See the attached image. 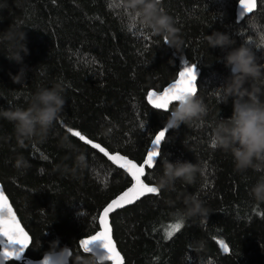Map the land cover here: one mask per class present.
<instances>
[{
	"label": "trees",
	"instance_id": "trees-1",
	"mask_svg": "<svg viewBox=\"0 0 264 264\" xmlns=\"http://www.w3.org/2000/svg\"><path fill=\"white\" fill-rule=\"evenodd\" d=\"M238 2L163 0L184 41L178 51L139 25L129 31V17L114 0H0V32L14 23L27 33L29 48L24 56L25 80L16 83L12 75L22 65L9 60L5 44L0 43V109L27 107L38 87L54 82L65 86L64 109L43 142L19 147L13 124L0 118V182L31 236L24 257L41 259L57 239L61 248L67 245L73 255L82 254L79 241L100 230L103 208L132 184L126 172L67 128L142 164L170 115L152 108L147 94L178 79L187 61L200 72L198 96L208 115L197 122L199 127L182 123L167 134L159 160L147 170L145 180L155 184L164 157L197 162L202 172L195 184L177 180L176 187L197 193L211 214L185 219L171 239L164 238L166 228L184 207L175 193L147 196L113 214L123 264H264V203L249 194L262 173L237 172L231 155L210 143L216 121L230 117L233 105L231 100L219 104L214 94L230 69L218 59L224 55L221 49L208 48L203 37L219 30L231 34L235 46L251 38L255 48L264 32V0L240 23ZM257 55L264 57V49ZM108 128L111 135L103 134L102 129ZM20 153L30 167L15 168ZM80 153L87 156L88 167L73 172ZM220 240L228 252L220 247ZM194 241L202 245L197 251L191 247Z\"/></svg>",
	"mask_w": 264,
	"mask_h": 264
},
{
	"label": "clouds",
	"instance_id": "clouds-1",
	"mask_svg": "<svg viewBox=\"0 0 264 264\" xmlns=\"http://www.w3.org/2000/svg\"><path fill=\"white\" fill-rule=\"evenodd\" d=\"M122 7L129 17L142 29L150 30L152 34L161 36L164 44L181 50L184 43L180 29L175 19L163 7V0H114ZM208 48H220L224 53L218 59L230 69V75L223 84L214 88V94L219 104H227L230 100L233 113L228 118L216 121L211 136V147L221 149L230 154L234 168L244 173L248 169L261 172L249 190L251 198L257 203H264V57L258 56L257 51L264 49V32L259 34V40L252 46L251 38L239 46L228 32L219 30L203 37ZM0 43L5 44V53L9 60L21 64L18 74L12 75L16 83L25 80L27 66L24 56L29 54L27 33L14 23L5 31L0 32ZM255 49V50H254ZM198 79V77H197ZM65 86L62 82H54L50 87H38L32 94L27 107L0 109V118L13 124V134L19 147L24 148L35 140L43 142L50 130L60 117L66 99ZM170 110L166 126L179 128L186 124L191 127L194 123L202 122L208 115V107L203 98L195 90L177 93L169 106ZM199 127V124L197 123ZM111 128L102 129L103 134L111 135ZM65 146V145H62ZM162 173L155 178L154 187L160 193H175V199L182 201L184 207L179 209L176 217L183 220L204 218L209 216L208 208L197 193L179 191L177 180L185 185L196 182L197 173L202 172L196 162H172L167 157L162 160ZM15 168L18 170L30 167V161L22 154L15 157ZM88 167L87 156L80 153L76 156L72 171L83 170ZM171 202V201H170ZM201 243L194 241L192 250L197 251ZM59 258L61 264H104L103 257L82 248V254L73 255L72 248L59 246V240L51 242L50 249L41 261L33 264H55Z\"/></svg>",
	"mask_w": 264,
	"mask_h": 264
},
{
	"label": "snow or ice",
	"instance_id": "snow-or-ice-1",
	"mask_svg": "<svg viewBox=\"0 0 264 264\" xmlns=\"http://www.w3.org/2000/svg\"><path fill=\"white\" fill-rule=\"evenodd\" d=\"M256 3L257 0H239L241 7L239 13L240 18L242 19L247 13L253 12L256 8ZM128 28L129 31H131L136 28V24L132 22L128 25ZM139 34L141 36L145 35L142 30ZM178 76L179 78L175 79L174 82H172L161 93L149 92L147 94L148 100L154 108L168 110L170 102L174 99L177 93L195 90L198 77L196 65L193 64L189 66L188 62L185 61ZM141 127H143V124H141ZM169 128L170 126L165 127L155 135V139L151 141L153 147L151 150L147 151V158L143 160V165H138L135 161L129 159L127 156L120 155L119 153L111 155L104 147L99 143H94L93 139L88 138V136L82 134L81 131L67 128V131L74 137L84 141L92 148L98 149L120 168L125 169L126 173L133 181L131 187L118 195L115 199L111 200V202L103 208V214L99 218V224L102 227V230L95 235H91L88 238L79 241L80 246L84 250L94 252L103 257L106 261L112 262V264H123V257L117 251L116 245L111 236V229L108 225L109 213L117 208H122L127 204L134 203L146 194L159 195L158 190L154 186L144 183L142 177L145 174V166L149 168L154 166L156 158L160 155L162 141L165 140ZM45 159H47V157H45ZM206 167L207 165H205V168ZM183 226L184 220L177 217L175 223L167 226L164 238L171 239ZM97 241L102 242L100 248L105 251L97 250ZM29 243L30 237L28 233L21 226L11 204L8 202V197L4 194L3 188L0 187V245H2V248H0V264H6V262L11 259L21 260ZM218 243L224 252L229 251L227 244H225L223 240L218 241ZM29 264H31V262H29ZM55 264H61L59 258H56ZM64 264H67L66 260L64 261Z\"/></svg>",
	"mask_w": 264,
	"mask_h": 264
},
{
	"label": "water",
	"instance_id": "water-1",
	"mask_svg": "<svg viewBox=\"0 0 264 264\" xmlns=\"http://www.w3.org/2000/svg\"><path fill=\"white\" fill-rule=\"evenodd\" d=\"M258 2H259V0H257V3H256V8L253 10V12H251V13H247L246 15H245V17H243L242 19L240 18V16H239V13H240V10H241V7H240V4H239V2H238V4H237V8H236V16H237V22L238 23H240V22H242V21H244L248 16H250V15H252L256 10H257V8H258ZM197 73H198V79H197V87H198V81H199V78H200V72L197 70ZM179 78V77H178ZM170 85V84H169ZM168 85V86H169ZM168 86H166L165 88H167ZM164 88V89H165ZM163 89V90H164ZM162 90V91H163ZM162 91H151V92H157L158 94L159 93H161ZM148 103L150 104V106L152 107V108H154V106L149 102V100H148ZM175 104L173 103L172 105H170L169 106V108H168V110H163V109H156V108H154V109H156V110H159V111H163V112H169L170 110H171V108L174 106ZM165 127H167V126H165ZM164 127V128H165ZM163 128V129H164ZM163 129H161V130H163ZM173 128H169L168 129V131H167V133H166V136H165V139H166V137H167V134L172 130ZM160 130V131H161ZM155 139V138H154ZM165 141V140H164ZM164 141H162V145H163V143H164ZM162 145H161V149H162ZM153 147V145L151 144V146H150V148H149V150H151V148ZM161 149H160V154H161ZM107 150V149H106ZM108 151V150H107ZM109 152V154H111V155H116L117 153H119V152H116V153H111L110 151H108ZM103 154V153H102ZM120 155H123L122 153H119ZM104 155V154H103ZM105 156V155H104ZM123 156H125V155H123ZM107 157V156H106ZM159 157H160V155L156 158V161H155V163H154V166L153 167H151V168H149V167H147V166H145V174H144V176L142 177V179H143V181H144V183H146V184H148L147 182H146V180H145V177H146V175H147V170H153L154 168H155V166H156V164H157V162H158V160H159ZM108 158V157H107ZM146 158H147V155H146ZM145 158V159H146ZM130 159V158H129ZM108 160H110L109 158H108ZM111 161V160H110ZM134 161V160H133ZM112 162V161H111ZM136 162V161H135ZM138 165H143V163L142 164H139L138 162H136ZM112 164H114L115 166H117L119 169H121V170H123L124 172H126V170L125 169H122V168H120L118 165H116L114 162H112ZM132 183H133V181H132ZM150 186H154V185H151V184H149ZM132 186V184L129 186V187H131ZM0 187H2L3 188V185L1 184V182H0ZM128 187V188H129ZM127 188V189H128ZM127 189H125L124 191H126ZM3 191H4V188H3ZM124 191H122L120 194H122ZM4 194L6 195V193H5V191H4ZM120 194H118V195H120ZM117 195V196H118ZM150 195H155V194H146V195H144V196H142V197H140L138 200H136L134 203H132V204H127V205H125L124 207H122V208H117V209H115L114 211H112V212H110L109 213V216H108V225H109V227H110V229H111V236H112V239H113V241H114V243H115V245H116V249H117V251L120 253V255L123 257V254L121 253V251L119 250V248H118V245H117V243H116V240H115V238H114V231H113V226H112V222H111V216L113 215V214H115V213H117V212H119V211H121V210H124V209H126V208H128V207H130V206H132V205H134V204H136V203H138L139 201H141V200H143L145 197H147V196H150ZM7 196V195H6ZM116 196V197H117ZM8 197V196H7ZM115 197V198H116ZM114 198V199H115ZM113 200V199H112ZM8 202L11 204V206H12V208H13V210H14V212H15V214H16V216H17V218H18V220H19V222H20V224H21V226L24 228V226H23V224H22V222H21V220H20V218H19V216H18V214H17V212H16V210H15V208L13 207V205H12V203H11V201H10V199L8 198ZM111 202V201H110ZM109 202V203H110ZM103 214V211H102V213H101V215ZM24 230L28 233V231L24 228ZM102 230V227L100 226V230L99 231H101ZM98 231V232H99ZM96 234V233H95ZM95 234H93V235H95ZM28 235H29V237H30V243H29V246H28V248L25 250V252H24V255H25V253L27 252V250L29 249V247H30V245H31V236H30V234L28 233ZM86 238H88V237H86ZM83 239H85V238H83ZM102 242H99V241H97L96 242V247H97V250H99V251H105L104 249H102V248H100V244H101ZM1 248H2V245H1ZM80 248H81V250H82V247L80 246ZM24 255H23V258L21 259V260H15V259H11V260H9V261H7L6 262V264H9L10 262H13V261H15V262H22L23 264H29V262H31V264H33V261H41L42 259H43V257L41 258V259H32V258H29V257H24ZM123 259H124V257H123ZM104 263H110V264H112V262H110V261H105Z\"/></svg>",
	"mask_w": 264,
	"mask_h": 264
}]
</instances>
